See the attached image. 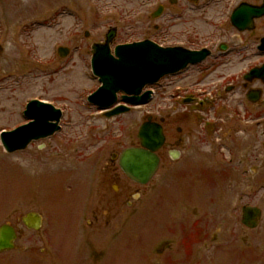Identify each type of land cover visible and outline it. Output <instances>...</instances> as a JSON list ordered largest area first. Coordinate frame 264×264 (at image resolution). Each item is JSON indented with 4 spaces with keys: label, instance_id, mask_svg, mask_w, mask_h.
Listing matches in <instances>:
<instances>
[{
    "label": "flooded vegetation",
    "instance_id": "obj_1",
    "mask_svg": "<svg viewBox=\"0 0 264 264\" xmlns=\"http://www.w3.org/2000/svg\"><path fill=\"white\" fill-rule=\"evenodd\" d=\"M203 1L188 0L190 7L173 13L168 36L156 38L161 46L196 53L201 60L150 89L154 106L142 123L150 119L164 138L154 176L140 184L122 171L124 129L114 132V142L93 140L79 148L75 141L70 152L80 165L52 173L61 185L49 186L56 192L50 197L64 203L72 218L64 238L71 247L57 249L67 264H123L127 228L136 217L151 220L154 229L153 241L138 245L135 264H264V209L252 204L255 189L264 192V76L246 78L264 65V51L258 49L264 18L249 33L228 35L229 28L219 25L207 35L195 24L211 5L228 0ZM189 16L199 19L184 21ZM222 16L217 13V19ZM256 31L263 34L255 36ZM155 32L163 30L155 27ZM162 90L167 104L160 99ZM37 147L48 150L43 143ZM72 178L75 183L68 184ZM244 209L254 227L242 223Z\"/></svg>",
    "mask_w": 264,
    "mask_h": 264
},
{
    "label": "rangeland",
    "instance_id": "obj_2",
    "mask_svg": "<svg viewBox=\"0 0 264 264\" xmlns=\"http://www.w3.org/2000/svg\"><path fill=\"white\" fill-rule=\"evenodd\" d=\"M243 1L258 4L261 0H228L223 6L221 2L219 7L211 5L196 27L208 35L212 32L211 26L220 25L223 30L229 28L228 35L234 34L229 16ZM198 4L205 5V2L199 0ZM158 5H163L164 12L153 20L150 15ZM190 6L188 0H177L175 6L169 0H0V133L26 122L22 112L31 100L49 103L62 111L61 131L53 138L32 143L25 151L14 154H7L0 144V225L10 224L20 233L15 250L0 255V264H50V260L67 264L66 259L59 258L57 249L64 248L63 244L71 247L64 238L72 218L65 213L64 203L50 197L55 191L49 186L61 185L52 173L80 165L70 152L75 141L79 148L87 147L93 140L114 142V132L124 129L123 148L135 145L139 126L152 113L154 101L133 107L116 119L100 118L103 113L86 101L99 87L90 71V46L102 42L111 28L116 29L111 48L142 40L157 42L159 35L168 36L173 13ZM219 12L223 14L221 19H217ZM155 27L163 32L156 33ZM85 32L88 37L84 36ZM260 34L263 33H254ZM59 47L69 49L64 59L57 55ZM162 92L160 99L167 104V91ZM164 110H168L165 105ZM99 131L103 133L100 138ZM41 143L46 144L47 151L37 150ZM42 157L47 158L46 163L40 160ZM74 183V178L69 179L68 184ZM254 195L252 204L264 209V192L255 189ZM30 212L43 217L39 231L26 230L21 224V217ZM153 229L149 219L136 217L130 222L124 240L127 252L123 264H135L138 245L153 241ZM261 236L264 249V235Z\"/></svg>",
    "mask_w": 264,
    "mask_h": 264
},
{
    "label": "water",
    "instance_id": "obj_3",
    "mask_svg": "<svg viewBox=\"0 0 264 264\" xmlns=\"http://www.w3.org/2000/svg\"><path fill=\"white\" fill-rule=\"evenodd\" d=\"M175 0H170L173 4ZM163 12L159 6L151 15L153 19L158 18ZM264 16V0L261 6H250L240 4L231 14L230 24L237 31H251L254 20ZM85 36H88L86 33ZM115 29L109 30L103 44L91 46V71L98 79L100 87L87 98V101L100 110L110 109L116 102V95L122 93V101L128 105L138 106L146 104L151 99V92L147 91L141 95L147 85H153L161 77L175 73L188 62H196L200 59L192 53L181 49L161 48L149 40L142 42L119 45L111 55L110 43L114 39ZM264 50V39L262 46ZM61 58L66 57L68 50L59 48L57 50ZM264 76V66L252 70L247 77ZM126 106H119L105 114L107 117L117 116L128 112ZM24 117L31 120L11 132L0 134V143L6 153H14L24 150L31 141H37L53 135L59 130L58 123L61 117L60 110L49 104L39 101H31L27 104ZM137 139L140 147H129L122 151L119 164L122 171L133 181L141 184L148 182L158 168V159L155 155L164 138L159 126L147 122L143 124ZM249 210L244 209L243 224L249 225ZM22 223L28 229L38 230L41 226V218L35 213L27 214L22 218ZM17 234L13 227L8 224L0 226V254L14 249Z\"/></svg>",
    "mask_w": 264,
    "mask_h": 264
}]
</instances>
